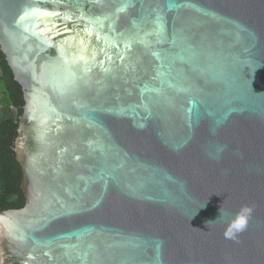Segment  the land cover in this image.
<instances>
[{
    "label": "water",
    "instance_id": "95a60500",
    "mask_svg": "<svg viewBox=\"0 0 264 264\" xmlns=\"http://www.w3.org/2000/svg\"><path fill=\"white\" fill-rule=\"evenodd\" d=\"M0 47L26 198L0 264H264V0H0Z\"/></svg>",
    "mask_w": 264,
    "mask_h": 264
},
{
    "label": "trees",
    "instance_id": "16d2710c",
    "mask_svg": "<svg viewBox=\"0 0 264 264\" xmlns=\"http://www.w3.org/2000/svg\"><path fill=\"white\" fill-rule=\"evenodd\" d=\"M24 105L22 87L0 47V212L20 209L26 203L22 168L14 151Z\"/></svg>",
    "mask_w": 264,
    "mask_h": 264
},
{
    "label": "clouds",
    "instance_id": "9594fccd",
    "mask_svg": "<svg viewBox=\"0 0 264 264\" xmlns=\"http://www.w3.org/2000/svg\"><path fill=\"white\" fill-rule=\"evenodd\" d=\"M253 208L250 205H243L238 212H236L230 219L226 222V229L224 232L226 239H236L237 236L243 233L248 225L249 221L252 218ZM227 213L224 212L222 206L220 207V215L217 219L224 218ZM216 219V220H217ZM215 220V221H216ZM215 221L206 222V226Z\"/></svg>",
    "mask_w": 264,
    "mask_h": 264
}]
</instances>
